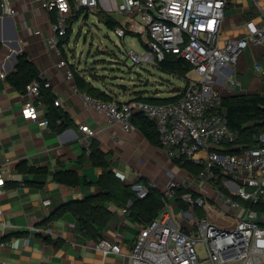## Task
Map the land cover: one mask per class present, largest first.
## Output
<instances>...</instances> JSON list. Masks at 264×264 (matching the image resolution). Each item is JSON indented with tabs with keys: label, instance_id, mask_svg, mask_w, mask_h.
Segmentation results:
<instances>
[{
	"label": "built area",
	"instance_id": "2783aa9c",
	"mask_svg": "<svg viewBox=\"0 0 264 264\" xmlns=\"http://www.w3.org/2000/svg\"><path fill=\"white\" fill-rule=\"evenodd\" d=\"M41 1L47 9L58 12L48 43L59 55H62L61 40L71 27V17L79 10L94 14L114 9L126 16L123 25L113 30L114 35L124 38L131 31L133 36H140L146 47L142 54L130 49L134 63L159 65L171 52L189 61L196 74L188 77L180 87L177 100L166 103L139 99L108 101L81 92L76 84L73 85L87 109L105 114L111 123L119 124L125 131L135 130L133 117L138 112L143 113L156 124L161 144L171 159L179 162L188 159L202 167L190 178L168 172L164 199L168 207L149 225L139 228L128 253L130 264H264V215L246 206L235 224L227 226L197 213L198 207L204 208L209 203L214 217L238 216L237 211L243 204L233 195L252 203L264 198V132L255 146L238 144L235 146L237 152H222L226 149L225 143L234 141L237 133L229 128L225 114L217 110L222 105V95L215 87V75L237 63L239 54L248 45L249 36L256 41L264 38V15L259 24L253 19L248 21L249 36L221 39L228 0ZM7 4L8 0H3L2 6ZM70 62L62 58L57 66L67 67ZM256 67L259 69L261 65L256 64ZM1 76L6 77V74ZM67 79H74L71 68L67 70ZM51 86L42 77L27 84L22 93L27 94L31 102L22 107L24 118L42 126L50 125L47 114L41 112L45 104L39 99L42 90ZM61 103L55 100L56 105ZM81 129L94 132L89 125H82ZM201 151L206 155L200 156ZM4 181L0 174V197ZM150 184L156 187V183ZM183 186L188 188L181 195L188 204L187 209L171 203L177 200V188ZM133 188L140 197L147 194L143 185ZM49 202L48 199L44 201L45 204ZM124 211L127 217L129 208ZM180 216L183 218L179 219ZM45 232L50 234L53 230L47 227ZM115 237L114 241L100 240L96 248L104 255L122 254V245L118 236ZM3 244L1 240L0 253ZM198 245L204 247V256H200Z\"/></svg>",
	"mask_w": 264,
	"mask_h": 264
},
{
	"label": "crops",
	"instance_id": "0c3cea01",
	"mask_svg": "<svg viewBox=\"0 0 264 264\" xmlns=\"http://www.w3.org/2000/svg\"><path fill=\"white\" fill-rule=\"evenodd\" d=\"M2 2L0 0V174L5 181L0 197L3 204L0 241L4 243L0 264H130L128 253L140 227L129 215L126 217V207L110 205L115 216L103 233V239L112 241L118 236L122 245L120 255H104L98 250V241L79 227L76 217L70 212L61 214L48 225L41 224L67 202L97 192L95 184H86V181L95 183L103 172L101 167L91 163V139L99 141L100 148L109 155L110 168L127 183L143 185L140 180L145 177L149 183H156L155 186L165 194L169 171L186 178H190L193 172L171 159L165 147L153 144L137 126L135 130L125 131L119 124L111 123L105 114L87 109L81 96L73 90L75 76L68 80L67 70L79 71L93 85L111 91L115 99H135L138 91L145 96L154 94L140 89L125 97V92L111 89L105 80L102 85L99 83L102 80L96 82L86 66L76 64L78 61L73 64L66 49V55H59L48 43L58 12L44 7L41 0H8L6 7ZM97 13L94 15L99 18ZM263 15L264 0H228L221 39L249 36L248 21L253 19L259 24ZM99 19L102 20L101 17ZM23 52L36 64L40 76L51 83L48 89L55 100L62 102L57 106L69 115L70 124L64 130L58 131L51 123L42 126L23 117L22 107L31 102V98L12 87L7 78L16 71L18 57ZM62 58L71 61L70 65L59 68L57 63ZM256 64L261 68L258 69ZM2 73L6 77H2ZM215 80V87L222 96L263 94L264 38L256 41L249 36L248 45L239 54L237 63L219 71ZM177 88L165 97L176 95ZM159 94L156 91V96L161 97ZM39 100L45 104L41 112L47 114L45 99L41 97ZM82 125H89L94 132L83 131ZM202 152L200 156H203ZM24 166L45 167L49 171L33 173L21 168ZM67 169L78 171V185L68 186L55 180L56 172ZM47 199L50 202L45 204ZM171 203L178 205L177 201ZM242 207L235 220L227 226H233L240 218L246 206ZM202 209L204 215L200 217L208 215L221 224L214 217L211 206L209 210ZM47 227L53 232L46 234Z\"/></svg>",
	"mask_w": 264,
	"mask_h": 264
},
{
	"label": "trees",
	"instance_id": "16d2710c",
	"mask_svg": "<svg viewBox=\"0 0 264 264\" xmlns=\"http://www.w3.org/2000/svg\"><path fill=\"white\" fill-rule=\"evenodd\" d=\"M98 14L105 25L111 30H114L119 25H123L121 21L117 20L110 13L107 14L101 10ZM90 15L91 13L88 10L82 9L71 17V27L60 43L63 54L66 55L64 44L70 40L72 25L82 17L85 20L88 19ZM129 34L132 35L133 33L129 31ZM158 66L163 71L184 79H187L188 73L192 70V65L189 61L171 52L167 53L165 59L161 61ZM73 71L75 82L80 90L99 99L108 101L115 99L111 91L93 85V83L87 81L79 71L75 69H73ZM91 74L95 80H101L97 73L94 72ZM7 78L12 87L21 92H25L27 84L35 79H41V76L36 64L28 58L26 52H23L18 57L16 71L9 74ZM175 91L177 92L176 95L170 97H158L156 95L145 96L141 91H138V96L135 97V99L155 103H166L175 101L180 97V87ZM41 97L45 99L48 105L47 117L52 127L56 128L58 131L64 130L70 124V118L67 112L55 104V98L51 94V90L46 88L43 89ZM217 110L219 113L225 114L229 128L237 133L234 141L225 143L226 149L221 150L222 152L234 153L238 151L235 147L238 144L243 147H249L255 146L258 143V137L264 132V93H234L228 96H222V105ZM59 119H61L60 123L58 122ZM133 122L153 144L162 145L156 124L149 120L143 113H136L133 117ZM89 149L91 163L103 169L101 176L95 183L86 181L88 185L95 184L98 187L97 192L87 195L84 198L67 202L58 208L48 219L43 221L41 223L42 225H48L61 214L70 212L76 217L79 227L85 230L92 239L99 242L103 239V233L115 216V212L110 208L111 204L117 207H128L129 216L139 227L149 225L167 209L168 206L164 200V192L158 187L151 186L145 177L140 180L147 189V194L144 197L138 195V191L133 188V183H127L119 177L117 173L110 168L111 160L109 159V155L100 148L98 140L91 139ZM175 161L193 173H198L202 169L200 165L188 159H184L183 162H179L178 160ZM21 168L33 173L49 171L48 168L45 167L24 166ZM54 178L59 183L68 186H76L80 183V175L78 171L73 169L58 171L54 174ZM186 191L187 189H185V187L177 188L176 201L177 204L184 209L188 208V204L181 199V195ZM233 196L244 206H249L260 215H264V198L258 203H252L251 201L239 198L237 195ZM198 209H200V215H204V210L200 207H198L197 210ZM19 234L20 233H18V235Z\"/></svg>",
	"mask_w": 264,
	"mask_h": 264
},
{
	"label": "rangeland",
	"instance_id": "374dc122",
	"mask_svg": "<svg viewBox=\"0 0 264 264\" xmlns=\"http://www.w3.org/2000/svg\"><path fill=\"white\" fill-rule=\"evenodd\" d=\"M120 1L116 0L117 3ZM110 13L119 21L126 20V16L117 10L112 9ZM99 18L91 13L86 20L83 17L77 20L74 23V31L70 35L69 45H64L73 64L78 61L76 64H80L81 67L86 66L91 73L98 74L102 81L99 82L100 79H96V82L102 85L105 80L111 89L125 92V97H130L140 89H145L154 95L156 91H159V95L165 97L172 93L173 88L182 87L185 84L186 79L167 73L158 65L134 63L129 55L130 49L141 54L146 50L140 36L130 34L124 38L116 36L113 30ZM194 76L196 74L191 70L187 78ZM202 155L205 156L206 152L203 151ZM205 209L209 210V203L206 204ZM199 210H197L198 215H200ZM182 218L183 216L179 217V219ZM190 220L193 221V219ZM217 220L228 224L227 222L235 220V215L220 216ZM198 249L201 251L200 256H204L206 253L204 247L198 245Z\"/></svg>",
	"mask_w": 264,
	"mask_h": 264
}]
</instances>
